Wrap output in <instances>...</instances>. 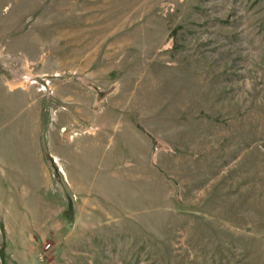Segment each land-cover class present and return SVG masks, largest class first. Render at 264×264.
I'll list each match as a JSON object with an SVG mask.
<instances>
[{"label": "rangeland", "instance_id": "obj_1", "mask_svg": "<svg viewBox=\"0 0 264 264\" xmlns=\"http://www.w3.org/2000/svg\"><path fill=\"white\" fill-rule=\"evenodd\" d=\"M0 264H264V0H0Z\"/></svg>", "mask_w": 264, "mask_h": 264}]
</instances>
